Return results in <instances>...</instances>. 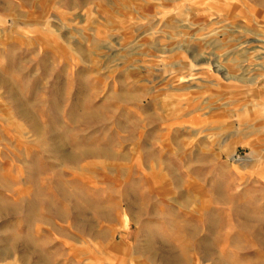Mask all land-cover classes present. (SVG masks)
<instances>
[{
    "label": "rangeland",
    "instance_id": "1",
    "mask_svg": "<svg viewBox=\"0 0 264 264\" xmlns=\"http://www.w3.org/2000/svg\"><path fill=\"white\" fill-rule=\"evenodd\" d=\"M0 264H264V0H0Z\"/></svg>",
    "mask_w": 264,
    "mask_h": 264
},
{
    "label": "crops",
    "instance_id": "2",
    "mask_svg": "<svg viewBox=\"0 0 264 264\" xmlns=\"http://www.w3.org/2000/svg\"><path fill=\"white\" fill-rule=\"evenodd\" d=\"M195 78H197V77H195ZM235 79H237V78H235ZM193 84H194V82L192 83V86H193ZM192 86H189V88L192 87ZM119 248H120V247H119ZM117 250H118V249H117ZM117 250H116V251H117Z\"/></svg>",
    "mask_w": 264,
    "mask_h": 264
},
{
    "label": "bare ground",
    "instance_id": "3",
    "mask_svg": "<svg viewBox=\"0 0 264 264\" xmlns=\"http://www.w3.org/2000/svg\"><path fill=\"white\" fill-rule=\"evenodd\" d=\"M9 184H10V183H9ZM34 198H35V197H34ZM51 209H52V208H51ZM51 209H50V210H51ZM78 212H79V211H78ZM81 214H82V213H81ZM195 236H196V234H195Z\"/></svg>",
    "mask_w": 264,
    "mask_h": 264
}]
</instances>
